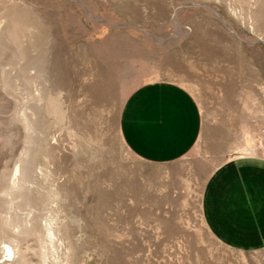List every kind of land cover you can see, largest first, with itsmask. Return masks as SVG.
<instances>
[{"label":"rangeland","instance_id":"1","mask_svg":"<svg viewBox=\"0 0 264 264\" xmlns=\"http://www.w3.org/2000/svg\"><path fill=\"white\" fill-rule=\"evenodd\" d=\"M149 82L199 108L172 163L120 136ZM238 155L264 157V0H0V264H264L200 216L207 176Z\"/></svg>","mask_w":264,"mask_h":264},{"label":"crops","instance_id":"2","mask_svg":"<svg viewBox=\"0 0 264 264\" xmlns=\"http://www.w3.org/2000/svg\"><path fill=\"white\" fill-rule=\"evenodd\" d=\"M200 129L197 103L172 82L137 87L119 118L125 146L140 160L154 164L185 156ZM200 216L207 231L226 248L264 250V157L238 155L217 165L204 182Z\"/></svg>","mask_w":264,"mask_h":264},{"label":"bare ground","instance_id":"3","mask_svg":"<svg viewBox=\"0 0 264 264\" xmlns=\"http://www.w3.org/2000/svg\"><path fill=\"white\" fill-rule=\"evenodd\" d=\"M3 250L5 251L6 256H8V258L12 256V249L8 245H4Z\"/></svg>","mask_w":264,"mask_h":264}]
</instances>
